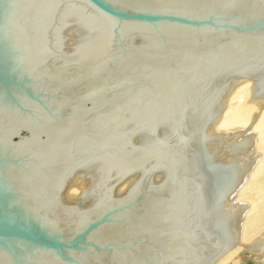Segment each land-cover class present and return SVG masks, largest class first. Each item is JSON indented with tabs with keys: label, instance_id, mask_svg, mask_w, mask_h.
<instances>
[{
	"label": "water",
	"instance_id": "water-1",
	"mask_svg": "<svg viewBox=\"0 0 264 264\" xmlns=\"http://www.w3.org/2000/svg\"><path fill=\"white\" fill-rule=\"evenodd\" d=\"M264 0H0V264H215L242 236Z\"/></svg>",
	"mask_w": 264,
	"mask_h": 264
},
{
	"label": "rangeland",
	"instance_id": "rangeland-1",
	"mask_svg": "<svg viewBox=\"0 0 264 264\" xmlns=\"http://www.w3.org/2000/svg\"><path fill=\"white\" fill-rule=\"evenodd\" d=\"M240 98L238 99H240L239 101H242V102H239L238 104L240 103H242L240 105H243L245 103L249 104L247 103L249 99L248 96L246 97L244 95V96H241ZM255 112L257 113V110H255L254 113ZM255 115H251L250 116L251 118H249L248 121L250 122L253 121L255 119L254 118ZM263 118H264V114H263ZM250 122H248L249 123L248 125H250ZM261 144L264 145V142H262ZM261 147L262 149L261 150L259 149V151H261L260 155L262 156L260 158L261 161L259 160V163L260 162L261 163H260V166H258L259 168L257 167L259 170L256 171L257 170L256 169L255 172L257 174L255 172L253 173V175L256 174L255 178L252 175L253 177H251L250 180L248 181L250 185L249 186L247 185L248 187L245 185L246 188L244 187V189L246 190L243 192H240L239 193L240 195L238 194L239 197L238 196L236 197L237 201L246 202L250 205V207H249V210L245 213V217H244L245 222L243 221L244 224H243V229H242V231L244 230L243 232H245L244 234L242 233V235H245V234L247 235L245 237L241 236L242 241L239 242L240 244L237 247L236 252L233 254L232 262L229 264H232V263L233 264H257V263L264 264V146L261 145ZM248 219L249 221H247ZM259 243H260V246H259V250L257 253L249 252L247 247L252 246V244H259Z\"/></svg>",
	"mask_w": 264,
	"mask_h": 264
},
{
	"label": "bare ground",
	"instance_id": "bare-ground-1",
	"mask_svg": "<svg viewBox=\"0 0 264 264\" xmlns=\"http://www.w3.org/2000/svg\"><path fill=\"white\" fill-rule=\"evenodd\" d=\"M251 86H252V81H247V82H244V83L240 84L236 89H234V91L231 93V95H230V97L228 99L227 107H226L225 111L223 112L222 118L219 121V123L216 125L215 130L216 131H224V130L237 129V130H245V131H249V132L255 133L257 135V139H256V151L260 154L261 151H259V149L260 150L262 149L261 145L264 146L263 144H261L262 142H264V138H263L264 137V118H263L264 107H259V106H257L256 104H253V103H249V104H246L245 103L243 105H240L242 103L238 104L239 102H242V101H239L241 99L240 98L241 96H244L245 95L246 97L248 96L249 99H250V97H251ZM238 98H240V99H238ZM255 110H257V113L255 112L256 115L254 113ZM251 115H255V117L252 116V117L255 118L253 121H251L252 123L250 121H248L249 118H251L250 117ZM252 119H250V120H252ZM248 122H250V125H248L249 124ZM260 163H258L257 167L260 166ZM257 167H256L257 170L255 169L256 171L259 170L258 169L259 167L258 168ZM255 170H254V172H255ZM255 175H253L254 178H255ZM253 176H251V177H253ZM245 185L246 186L247 185L249 186L250 183H248V182H247V184L245 183L240 188L238 194L240 192H243V191L246 190V189H244ZM257 185H258V183H257ZM253 186H254V184H253ZM242 194H241V196H242ZM239 195H237V196L239 197ZM247 221H249V219ZM244 222H243V224H244ZM244 226H246V225H244ZM243 231H242V233L244 234L245 232H243ZM246 235L247 234L242 235V236L245 237ZM240 241H242V240H240ZM239 244L240 243H238L236 246H234L232 249H230L215 264H229V263H231L232 262L233 254L236 252L237 247L239 246ZM259 246H260V243L259 244H252V246L247 247V249L249 250V252H255V253H257L258 250H259Z\"/></svg>",
	"mask_w": 264,
	"mask_h": 264
}]
</instances>
